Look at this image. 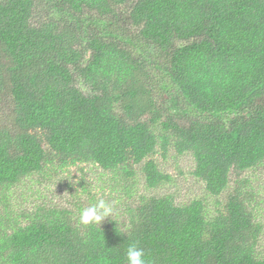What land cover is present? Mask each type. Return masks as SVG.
Returning a JSON list of instances; mask_svg holds the SVG:
<instances>
[{
  "label": "trees",
  "instance_id": "obj_1",
  "mask_svg": "<svg viewBox=\"0 0 264 264\" xmlns=\"http://www.w3.org/2000/svg\"><path fill=\"white\" fill-rule=\"evenodd\" d=\"M78 83L86 85L84 93ZM189 154L201 198L135 191ZM112 173L116 215L87 204L18 212L34 174ZM264 0H0V264H264ZM111 199H106L110 201Z\"/></svg>",
  "mask_w": 264,
  "mask_h": 264
},
{
  "label": "rangeland",
  "instance_id": "obj_2",
  "mask_svg": "<svg viewBox=\"0 0 264 264\" xmlns=\"http://www.w3.org/2000/svg\"><path fill=\"white\" fill-rule=\"evenodd\" d=\"M78 86L84 93L89 92L86 85L78 83ZM155 158L160 167L171 175V181L149 188L144 185L139 173L134 185L135 191L151 195L171 194L177 203L192 198H201L206 201L208 206H213V199L206 198L203 184L191 174L193 162L189 154L175 155L170 152L166 159H162L159 155H156ZM254 171L255 177H257V181L254 183L257 188L254 200L258 203L260 219L263 223L260 249L264 252V168L259 167ZM70 172H74L71 180L65 177L70 175ZM111 176L112 173H105L91 164L52 172L50 177L34 174L14 187L12 196L14 208L20 212L24 208L26 211H30L31 208L42 204L70 207L77 200H80L82 204H87L93 195L96 200L111 199L110 202H114L118 194L115 192L116 197L113 198V194L108 192ZM72 180H76L77 183L73 184Z\"/></svg>",
  "mask_w": 264,
  "mask_h": 264
},
{
  "label": "clouds",
  "instance_id": "obj_3",
  "mask_svg": "<svg viewBox=\"0 0 264 264\" xmlns=\"http://www.w3.org/2000/svg\"><path fill=\"white\" fill-rule=\"evenodd\" d=\"M74 172H70L68 177L70 180ZM73 184H76V180L71 181ZM116 215L115 212V203L106 201L105 199H99L91 206L83 208L79 214V224L81 225H95L99 226L102 221L106 218H111ZM126 264H147L145 259V252L137 244L131 243L126 248Z\"/></svg>",
  "mask_w": 264,
  "mask_h": 264
}]
</instances>
